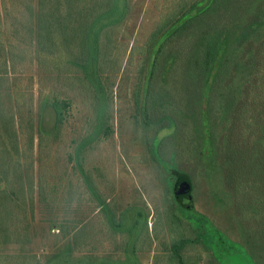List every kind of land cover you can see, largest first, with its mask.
<instances>
[{"label":"rangeland","instance_id":"1","mask_svg":"<svg viewBox=\"0 0 264 264\" xmlns=\"http://www.w3.org/2000/svg\"><path fill=\"white\" fill-rule=\"evenodd\" d=\"M209 3L122 0L78 62L58 27L47 34L48 0H0V155L9 177L0 189L13 194L0 264H264V205L254 210L264 159L258 173L246 169L264 145V94L245 113L231 72L232 85L209 98L207 122L202 109L187 113L192 64L208 49ZM192 7L202 11L177 22ZM53 97L70 102L62 124ZM203 122L212 151L192 129ZM180 240L181 259L171 260Z\"/></svg>","mask_w":264,"mask_h":264},{"label":"trees","instance_id":"2","mask_svg":"<svg viewBox=\"0 0 264 264\" xmlns=\"http://www.w3.org/2000/svg\"><path fill=\"white\" fill-rule=\"evenodd\" d=\"M80 1L48 0L50 7L47 11L42 8V11H45L42 16L48 21L47 34L58 27L64 36L63 45H65L68 53L78 62H85V60L88 61L90 44L94 41V38L90 40L93 28L101 23H104V25L109 24L112 12L116 9L118 3H122V0H82L83 6H80ZM123 1L125 4L128 2V0ZM51 4L54 7H51ZM59 5L62 7L66 5L63 13L60 12ZM207 8L212 12L213 21L208 23L209 30L205 37V42L208 45L205 60L203 63L198 61L192 64L193 74L186 83L185 88L188 115L197 116L202 109L204 114L201 118H204L206 122L209 98L218 86L232 85L234 80H229L230 76H228L231 72L240 79L237 86H243L242 99L245 113L249 112L252 96L260 93L257 98H261L264 94V0H210ZM201 11L196 7H192L191 10L177 19V22H181L183 19L193 20ZM107 14L109 16H106ZM47 38L50 39L49 36ZM51 47L53 46L50 45ZM70 106V102L67 100H61L57 97L51 99V107L57 123L62 124L66 120ZM104 115L109 122L110 116ZM110 127L105 129L106 135L110 134ZM192 129L195 133L203 134L206 140L205 144L209 146V151H212L213 139L207 125H204L203 122L202 125L200 123L198 130L197 128ZM112 131L111 133H113ZM262 147L264 145L259 146L247 157L246 169L249 174L258 173L261 170L260 164L264 159V148ZM4 160L3 155H0V184L5 183L7 185L9 184V177L6 167L3 165L5 164ZM84 177L87 184H89V189L93 188L91 183L87 181L89 178L86 173ZM21 179L24 180L22 177L18 178V180ZM254 185L256 188L254 196L255 210L257 206L264 205V179L261 186H258L256 182H254ZM24 189L26 191L22 184V194ZM181 190L184 191L182 188ZM12 195L10 191L0 189V210H2V212L0 211V229L5 227L6 205L9 204ZM100 203H104V200L100 199ZM262 214L264 220V210ZM250 216L252 215L250 214ZM255 216L254 219H256ZM243 218L247 219L246 216ZM247 221L250 222L248 219ZM257 228L262 227L257 225ZM259 233L261 232L259 231ZM204 236L207 237L206 232L198 234V241L202 242ZM185 242V240H180L172 243L171 260L181 259L179 251L184 248ZM14 260L22 261V264L26 262L22 260V257H14ZM34 264L40 263L38 261Z\"/></svg>","mask_w":264,"mask_h":264},{"label":"water","instance_id":"3","mask_svg":"<svg viewBox=\"0 0 264 264\" xmlns=\"http://www.w3.org/2000/svg\"><path fill=\"white\" fill-rule=\"evenodd\" d=\"M187 188V187H186Z\"/></svg>","mask_w":264,"mask_h":264}]
</instances>
